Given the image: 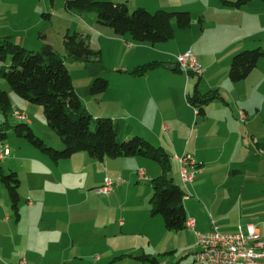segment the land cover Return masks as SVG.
I'll return each mask as SVG.
<instances>
[{
    "label": "crops",
    "instance_id": "0c3cea01",
    "mask_svg": "<svg viewBox=\"0 0 264 264\" xmlns=\"http://www.w3.org/2000/svg\"><path fill=\"white\" fill-rule=\"evenodd\" d=\"M60 1L65 3L67 0ZM110 1L127 3L131 9L130 1L135 5L136 0ZM150 1L160 7L157 10L174 11L182 9L180 6L186 7L188 0ZM191 1L203 4L198 12L189 8L196 15L191 26L176 28L174 38L164 42L138 43L129 34L118 36L112 28L100 24L96 14L86 12L72 13L79 23L76 26L67 25L63 33L57 32L58 36L62 35V40L66 33L77 32L91 48L101 51L103 67H107L104 69L110 75L104 92L91 93L90 86L95 76L91 73H83L80 79L77 78L82 86H77L72 78L84 106L95 117L102 112L119 113L114 115L124 118L114 119L131 122L128 124L133 134H141L167 151L171 159L169 176L186 192L184 206L187 221L195 220L194 230L185 226L175 231L166 228L160 214L152 213V180L163 172L158 162L141 156L95 159L89 154L77 152L70 158L78 156L81 160L80 170L88 171L85 186L94 187L96 194L86 191L88 197L80 201H72L69 194L65 195L56 205L53 204L56 213L49 216V227L44 228V220L39 226V240L43 239L48 228L54 230L50 232L49 239L52 240L45 238V242L47 248L51 247L58 255L60 262L74 263V259L82 257L80 244L76 243L77 236L72 232V212L75 210L85 213L95 208L102 212L98 220L101 239L110 242L111 248L99 251L92 264H119L117 256L129 258L120 264H140L138 255L155 258L158 264L173 263L174 260H178L176 264H188V261L203 264L195 258V230L208 232L213 224L228 233L253 224L264 235L262 81L255 70L238 82L229 78L233 56L242 50L252 49L250 47H254L264 34V2L252 0L240 8H233L227 7L221 0ZM54 10L53 0H0V36H8L27 49L41 48L47 42H53L46 31L54 26L51 21L42 20L40 14ZM50 14L47 12L49 20ZM58 29L62 31V28ZM187 50L196 55L201 73L177 68V55ZM153 61L158 66L145 74L131 73L136 67ZM195 87L201 93L216 90L219 95L205 105L202 115L187 101V95L192 94ZM6 91L10 95L9 90ZM240 111L244 112V118ZM26 121L31 124L30 120ZM56 142L61 144L59 138L53 137L51 143ZM186 155L199 163L202 170L195 173L193 181L188 183L181 178L178 160ZM89 170L92 172L89 173ZM140 171L144 173L143 178L139 175ZM107 177L114 182L112 190L107 194L98 193L96 189L104 185ZM1 194L6 199L0 205V253L7 254L10 246L14 247L17 242L22 246V241L26 239L23 249L27 252V259L34 264L37 258L29 254L36 246L31 231L33 224L28 231L13 228L15 224L20 227L21 212L17 208L16 221H13L8 212L7 196L3 192ZM35 197L28 201V213L33 216V210L35 213L40 211L38 206L42 204L43 217L46 202ZM223 199L228 206V216L215 213L217 200L219 206ZM78 240L82 238L78 237ZM8 258L10 262L0 259V264H17L18 260L12 252H9ZM21 259L26 262L25 258Z\"/></svg>",
    "mask_w": 264,
    "mask_h": 264
},
{
    "label": "trees",
    "instance_id": "16d2710c",
    "mask_svg": "<svg viewBox=\"0 0 264 264\" xmlns=\"http://www.w3.org/2000/svg\"><path fill=\"white\" fill-rule=\"evenodd\" d=\"M221 1L227 7L240 8L252 0ZM65 7L77 12H94L100 24L112 28L118 36L129 34L138 43L168 41L174 38L176 28L187 29L192 24L191 13L187 10L159 9L151 12L143 7L131 10L127 3L102 0H67ZM63 41L66 57L85 60L101 58V51L91 48L77 32L65 34ZM262 57V46L236 53L229 69L230 80L238 82L247 78ZM0 64V77L10 88L19 97L43 107L48 127L56 133L64 148L56 150L49 146L27 122L13 127L19 138L28 140L54 161L68 159L77 152H87L95 159H103L105 156H141L158 162L163 172L152 180L151 211L163 217L169 230H181L187 226L184 206L186 192L169 176L170 155L162 146H156L148 139L133 134L131 125L124 120L93 116L78 95L66 62L51 44L47 43L40 50L34 51L14 42L8 36H0ZM157 66L158 63L153 61L136 67L131 73L142 75ZM108 85L107 78L96 77L90 91L93 95L100 94ZM218 96L216 90L201 93L195 87L193 93L187 95V101L202 115L205 105ZM0 110L8 121L13 112L12 101L9 93L1 89ZM1 126L0 124V148L9 136ZM261 145L264 148V143ZM0 180L17 212L20 201V179L17 172L9 171L6 174L0 167ZM137 259L140 264H158L155 258L138 256Z\"/></svg>",
    "mask_w": 264,
    "mask_h": 264
},
{
    "label": "rangeland",
    "instance_id": "374dc122",
    "mask_svg": "<svg viewBox=\"0 0 264 264\" xmlns=\"http://www.w3.org/2000/svg\"><path fill=\"white\" fill-rule=\"evenodd\" d=\"M48 1L51 2L52 0H48ZM53 1L56 10H54L53 12L47 11L52 13L49 15L51 20L48 19L46 11L44 12L41 11L42 14H40L42 20L47 22L51 21L54 26L52 29L49 30V32L46 31V33L49 35V38L53 41L47 43L52 44L54 49L61 54V57L66 62V65L70 73L72 72L71 77L74 79L76 85L82 86L81 80L77 81V78L80 79L83 73L84 74L91 73L95 75L94 79L96 77H104L107 78V80L109 81L110 75L108 74V72H106L107 70L104 69L107 67H103L104 65L102 62V54L100 56L101 58L99 59L91 58L90 60L65 56L66 54L64 53L66 50L63 44L62 35L58 36L57 32L59 31L60 33H63L65 30H67L68 27L67 25L69 24L72 26H76V24L79 23V20L77 21L76 18L72 17V13L76 15V13L78 12L76 10H69L65 8L64 4L66 2L62 3L60 0H53ZM102 1H110V0H102ZM130 2H131L130 6H132L131 10L137 7H144L151 12H155L158 8H160V7H156L157 6L156 3L152 4L150 0H136L134 3L135 5L132 4V1ZM185 6L186 7L180 6V8L182 9H177V10H187L191 12V16L192 18H194L196 16L195 13L193 15L192 11H190L191 9L189 8H193L192 10L199 11L200 8L203 7V4H200L197 1L195 2L188 0L187 5ZM86 13H94V12H86ZM87 22L90 23V21ZM58 28H62V31H60ZM259 45H261L264 48V34L262 37H260V39L255 44V46L250 48H255ZM41 48L34 49V51H38ZM1 66L2 64H0V67ZM102 68L104 70L103 72H102ZM253 70L258 72L259 75L258 78L260 81H262L260 84V94L263 93L264 95V57H262L259 60L257 66ZM0 89L9 90L13 103V112L9 115L8 121L6 120L5 114L2 111H0V116H1L0 124L2 125L1 127L9 134L8 138L4 141L2 147L0 148L4 154L2 156L3 159L0 160V167L3 169V171L6 174L9 173V171L17 172L19 174V179L21 180V185L19 187L20 201L18 204V208L19 211L21 212L20 214L22 217V221L20 222V227L15 224L16 227L13 228L17 229V231H22V230L28 231V228H30V224H33L31 231L33 237L35 238L36 246L34 247V249L33 247H31V249L33 250L29 254L30 255L32 254L37 258V262H35L34 264H92V262L94 263V257L96 256V254H98L99 251H103L111 246L110 242L106 243L103 242V240L101 239V234H100L101 231L98 220L101 218L100 214H102V212L97 211L95 208H91L90 211H87L85 213H80L79 211L76 210L72 212L73 215L72 232L77 236L76 243L80 244L79 250L82 253L81 258L74 259L75 260L74 263H72L71 261L60 262L58 255L53 252L51 247L47 248V242H45V238L47 240H52L49 239L50 232L53 230L50 228H48L47 230L44 229L48 233H46L45 231V233L43 234L44 237H42L43 238L42 240H44L43 242L45 244H44V248H42L43 247L41 245L42 240H39L40 238L39 232L41 231L39 229L40 228L39 226H40V222L44 220L46 221L44 228L49 227L50 225L49 216L52 214L54 215L56 213V206H53V204L56 205L60 199H62L63 197H65V195L68 194L72 201H80L84 197H88L87 195L88 191L96 194L94 191L95 189L94 187L85 186L88 171L86 173L80 170L81 160H78V156H74L73 158L63 159L59 161H54L49 156L43 154L40 150H38L28 140L24 138H19L14 133L13 127L18 123L27 122L26 121L27 119L31 121L30 126L32 127L36 135L42 138L45 141V143L49 144V146L53 147L56 150H62L64 148L62 142L61 144H58L57 142L51 143L52 138L53 137L58 138V136L53 130H51L48 127L44 117L43 107L41 105L34 104L24 98L19 97L10 88L9 84L1 77H0ZM77 90H79V92H82L81 89H77ZM114 114H119V113L113 111L102 112L100 115H97V117L124 118ZM20 116H23L24 119H22ZM127 122L129 124H132L129 121ZM138 135L143 136L141 134ZM5 150L7 151L5 152ZM80 153H83L84 155H88L87 152H80ZM91 172L92 170H89V173ZM207 191L212 192L210 189H208ZM1 192H3L4 195H6L7 193L5 190V186L2 184L0 180V205L2 203H5L2 201H5L6 199V197L4 198ZM33 195L34 197L36 196L38 199L45 200L46 202V204L44 205L45 210L43 217H41V208H43L42 204L41 206H38L40 211L35 213L33 210V216L28 213V208H27L28 201L33 200L34 198L32 197ZM225 197L226 196L224 194V198ZM7 201L9 203L8 205L9 215L13 218L12 219L13 221H16L14 220L16 219L15 217L16 210L12 205V200L10 196H7ZM218 201L219 200H217L214 206L215 213L223 216H228V206L226 205V200L223 199L219 206L217 205ZM98 235L100 236V238L98 237ZM78 237H81L82 240L79 241ZM25 242L26 239L22 241V246L19 245V242L16 243L17 244L15 245L16 247L10 246V249L7 254L0 253V259L6 263L10 262L9 261L10 259L8 257H9V252L10 253L12 252L16 257V259L18 260V262L21 258H25L27 264H33L31 259H27V252L25 251V249H23ZM18 245L20 247H18ZM113 245L114 244H112V246ZM18 250H20L19 253H17ZM116 258H118L117 262L120 264L126 261L128 257L117 256ZM177 262L178 260H174L173 263L170 261V263L168 264H176ZM181 264H186V263H181ZM188 264H191V262L188 261Z\"/></svg>",
    "mask_w": 264,
    "mask_h": 264
},
{
    "label": "built area",
    "instance_id": "2783aa9c",
    "mask_svg": "<svg viewBox=\"0 0 264 264\" xmlns=\"http://www.w3.org/2000/svg\"><path fill=\"white\" fill-rule=\"evenodd\" d=\"M177 66L185 72L201 73V65L196 55L187 50L176 57ZM244 118V112L240 111ZM24 119L23 116H20ZM7 150H5L6 152ZM4 154L0 149V157ZM180 175L185 183L192 182L194 175L201 172V165L189 156L178 158ZM144 177L142 171L139 172ZM113 188V181L105 178L104 185L98 187V193H109ZM188 228L195 229V220H188ZM197 237V251L195 258L203 264H264V235L253 224L240 227L233 233L222 232L213 224L208 232L195 230ZM17 264H26L21 259Z\"/></svg>",
    "mask_w": 264,
    "mask_h": 264
},
{
    "label": "bare ground",
    "instance_id": "6f19581e",
    "mask_svg": "<svg viewBox=\"0 0 264 264\" xmlns=\"http://www.w3.org/2000/svg\"><path fill=\"white\" fill-rule=\"evenodd\" d=\"M189 220H194V219H189ZM186 225H187V227H188V221H187V224H186Z\"/></svg>",
    "mask_w": 264,
    "mask_h": 264
}]
</instances>
